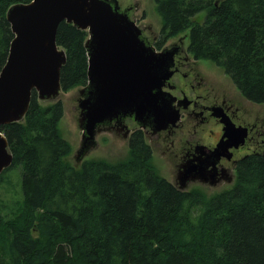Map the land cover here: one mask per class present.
<instances>
[{"label":"trees","instance_id":"obj_1","mask_svg":"<svg viewBox=\"0 0 264 264\" xmlns=\"http://www.w3.org/2000/svg\"><path fill=\"white\" fill-rule=\"evenodd\" d=\"M30 1L0 0V71L13 39L6 12ZM155 11L160 37L187 32L190 54L264 105V0H155ZM86 38L57 28L62 92L86 86ZM62 117L60 100L42 105L32 91L23 121L0 127L12 155L0 174V264H264L263 154L240 158L217 194L180 190L156 171L141 131L127 158L73 167Z\"/></svg>","mask_w":264,"mask_h":264},{"label":"water","instance_id":"obj_2","mask_svg":"<svg viewBox=\"0 0 264 264\" xmlns=\"http://www.w3.org/2000/svg\"><path fill=\"white\" fill-rule=\"evenodd\" d=\"M6 20L13 39L0 71V127L24 119L32 91L39 101L59 95L66 61L56 44L62 22L87 32V83L79 91V156L95 146L100 125L131 118L141 129L159 131L177 119L174 98L163 91L175 50L156 52L117 0H31L9 7ZM229 135L226 129L228 140ZM11 161L0 132V174Z\"/></svg>","mask_w":264,"mask_h":264},{"label":"flooded vegetation","instance_id":"obj_3","mask_svg":"<svg viewBox=\"0 0 264 264\" xmlns=\"http://www.w3.org/2000/svg\"><path fill=\"white\" fill-rule=\"evenodd\" d=\"M122 9H128L130 19L140 28L142 36L156 52L175 50L173 64L169 68L172 74L165 82L163 91L174 98L172 108L176 111L177 119L155 131L150 127L141 129L131 118H125L100 125L96 135L105 127L120 133L127 140L134 131H141L145 139L155 133L167 134V137L172 138L171 144L177 147L174 154L178 160L172 184L180 187L200 183L216 187L217 184L233 182L235 166L240 158L250 154L264 155V121L246 106L236 102L230 93L210 86L202 74L194 72L193 63L203 59H196L188 52L187 32L167 38L160 37V31L156 36L153 33L147 34L148 28L137 24V19L132 18L134 7L126 6ZM177 75L183 78L182 83L174 81ZM226 129L230 130V140L225 136ZM225 142L227 146L222 147L221 143ZM151 152L153 157L152 149Z\"/></svg>","mask_w":264,"mask_h":264},{"label":"rangeland","instance_id":"obj_4","mask_svg":"<svg viewBox=\"0 0 264 264\" xmlns=\"http://www.w3.org/2000/svg\"><path fill=\"white\" fill-rule=\"evenodd\" d=\"M117 2L121 8L133 6L134 11H132V18L134 17L137 19V24L147 27V34L153 33L154 36L158 35L162 23L161 19L155 12V0H117ZM198 19L201 20V17ZM193 68L195 69L194 72L199 73V75L202 74V78H206L209 81L210 86L220 88L221 90L219 91L226 92L227 94L230 93L236 102L246 106L249 111L264 121V105H252L246 100H243L230 79L224 75L221 69L215 67L207 60L195 61L193 63ZM180 76L182 75L180 74ZM180 76L177 75L174 81L177 80L176 82L182 83L184 80L183 78H180ZM81 89L82 87L78 86L68 92L60 91L59 95L55 97L54 100L39 101L42 105L54 103L58 100L62 102L63 117L59 123V131L61 137L67 141L71 147V153L67 158L68 161L73 167L80 168L83 161L93 158H102L107 161H119L127 158L128 140L116 131H109L110 129L108 127L101 129V131L97 133L94 147L85 152L82 156L77 154L82 133L79 126V100L82 98L79 91ZM145 141L150 145L153 151L152 160L156 171L162 177L166 178L167 181L172 183V175L176 170L175 167L178 159L174 154V152L177 151V147L171 144V142H173L171 136L167 137V134L155 133L154 135H149ZM177 142L178 138L174 143L176 144ZM78 156L79 158H77ZM234 180L227 184H217L216 187L215 185L208 186L200 183H189L183 186L182 189L191 190L199 187L206 194H217L222 190L230 188L233 185ZM173 185L176 186L175 184Z\"/></svg>","mask_w":264,"mask_h":264}]
</instances>
